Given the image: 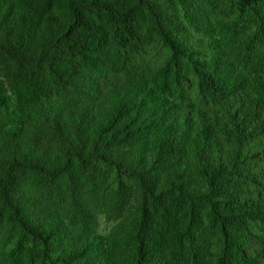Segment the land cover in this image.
Segmentation results:
<instances>
[{
	"label": "trees",
	"instance_id": "16d2710c",
	"mask_svg": "<svg viewBox=\"0 0 264 264\" xmlns=\"http://www.w3.org/2000/svg\"><path fill=\"white\" fill-rule=\"evenodd\" d=\"M0 264H264V0H0Z\"/></svg>",
	"mask_w": 264,
	"mask_h": 264
},
{
	"label": "rangeland",
	"instance_id": "374dc122",
	"mask_svg": "<svg viewBox=\"0 0 264 264\" xmlns=\"http://www.w3.org/2000/svg\"><path fill=\"white\" fill-rule=\"evenodd\" d=\"M106 228V223L104 221V218H100V230H104Z\"/></svg>",
	"mask_w": 264,
	"mask_h": 264
}]
</instances>
